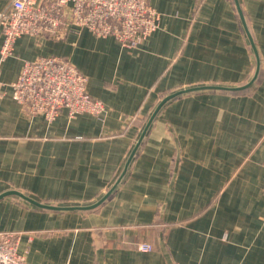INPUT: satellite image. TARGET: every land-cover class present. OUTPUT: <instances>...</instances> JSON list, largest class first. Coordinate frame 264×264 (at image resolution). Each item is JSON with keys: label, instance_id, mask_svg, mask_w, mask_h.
Wrapping results in <instances>:
<instances>
[{"label": "crops", "instance_id": "0c3cea01", "mask_svg": "<svg viewBox=\"0 0 264 264\" xmlns=\"http://www.w3.org/2000/svg\"><path fill=\"white\" fill-rule=\"evenodd\" d=\"M9 0H0V9ZM148 0L159 26L135 47L77 28L21 35L0 58V230L33 264H264V0ZM2 35L0 33V45ZM67 57L100 116L28 115L12 97L23 61ZM227 91V92H225ZM152 244L150 252L134 247Z\"/></svg>", "mask_w": 264, "mask_h": 264}, {"label": "built area", "instance_id": "2783aa9c", "mask_svg": "<svg viewBox=\"0 0 264 264\" xmlns=\"http://www.w3.org/2000/svg\"><path fill=\"white\" fill-rule=\"evenodd\" d=\"M196 3L202 0H195ZM159 26V14L148 0H9L0 9V58L12 51L21 35L63 39L78 28L96 36H111L119 44L135 47ZM87 78L64 56H39L22 63L9 84L12 97L30 115L53 120L62 110L100 116L101 100L86 90ZM134 247L150 252L152 245ZM0 264H33L18 252V233L0 230Z\"/></svg>", "mask_w": 264, "mask_h": 264}, {"label": "water", "instance_id": "95a60500", "mask_svg": "<svg viewBox=\"0 0 264 264\" xmlns=\"http://www.w3.org/2000/svg\"><path fill=\"white\" fill-rule=\"evenodd\" d=\"M235 3H236V8H237V11H238V14L240 16V19H241V22H242V25L247 33V36L249 38V41L251 43V46L254 49V44L252 42V39L250 37V34L247 30V26H246V22L244 20V16L242 14V11L240 9V6H239V3L237 2V0H235ZM258 69H259V64L257 62V65H256V69H255V72L252 76V78L246 83V84H243V85H240V86H235V87H226V86H215V85H202V86H195V87H191V88H186V89H181V90H178V91H175L173 93H170L168 95H166L164 98H162L160 100V102L156 105L155 109L153 110V112L151 113V115L149 116L132 152L130 153L127 161H126V164L124 166V169L123 171L121 172L119 178L116 180V182L107 190V192L99 199L97 200L96 202H94L93 204L91 205H88V206H56V205H50V204H45V203H41L39 201H36L28 196H26L25 194L19 192V191H16V190H10L8 192H6L5 194H2L0 196V198H2L3 196L7 195V194H15V195H18L19 197L23 198L24 200H26L27 202L33 204L34 206L38 207V208H42V209H49V210H54V211H63V210H87V209H92L96 206H98L99 204H101L110 194L111 192L115 189L116 185L120 182L121 178L123 177L125 171L127 170V167L130 163V160L132 159L134 153L136 152V149L137 147L139 146L141 140L143 139V137L145 136V133L147 131V128L149 126V124L151 123L152 119L154 118V116L156 115V113L158 112V110L160 109V107L166 102L168 101L169 99H172L174 98L175 96L179 95V94H182V93H187V92H190V91H197V90H204V89H213V90H229V91H240V90H243L247 87H249L253 82L254 80L256 79L257 77V74H258Z\"/></svg>", "mask_w": 264, "mask_h": 264}, {"label": "trees", "instance_id": "16d2710c", "mask_svg": "<svg viewBox=\"0 0 264 264\" xmlns=\"http://www.w3.org/2000/svg\"><path fill=\"white\" fill-rule=\"evenodd\" d=\"M257 80V77H256V79L254 80V82ZM253 82V83H254ZM249 88H250V86L249 87H247V88H245V89H243V90H240V91H235V93H247L248 91H249ZM222 91H224V90H222ZM229 91V90H228ZM225 92H227V91H225Z\"/></svg>", "mask_w": 264, "mask_h": 264}, {"label": "rangeland", "instance_id": "374dc122", "mask_svg": "<svg viewBox=\"0 0 264 264\" xmlns=\"http://www.w3.org/2000/svg\"><path fill=\"white\" fill-rule=\"evenodd\" d=\"M124 175H125V174H124ZM124 175H123V176H124ZM118 184H119V183H118ZM113 191H114V190H113ZM113 191L111 192V194L113 193ZM111 194H110V195H111ZM110 195H109V196H110ZM148 243H149V242H148ZM151 245H152V244H151Z\"/></svg>", "mask_w": 264, "mask_h": 264}]
</instances>
